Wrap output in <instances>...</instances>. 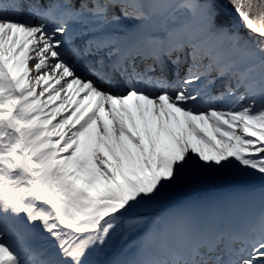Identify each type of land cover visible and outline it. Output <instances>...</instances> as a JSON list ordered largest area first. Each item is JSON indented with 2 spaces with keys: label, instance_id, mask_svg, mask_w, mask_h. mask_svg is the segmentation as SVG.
<instances>
[{
  "label": "snow or ice",
  "instance_id": "6c2138e0",
  "mask_svg": "<svg viewBox=\"0 0 264 264\" xmlns=\"http://www.w3.org/2000/svg\"><path fill=\"white\" fill-rule=\"evenodd\" d=\"M0 264H264V0H0Z\"/></svg>",
  "mask_w": 264,
  "mask_h": 264
},
{
  "label": "rangeland",
  "instance_id": "374dc122",
  "mask_svg": "<svg viewBox=\"0 0 264 264\" xmlns=\"http://www.w3.org/2000/svg\"><path fill=\"white\" fill-rule=\"evenodd\" d=\"M258 185V187H246V189H239V190H233L232 192H229V193H220V189H219V186L218 184H212V183H207V184H203V185H199V186H191V187H184V188H181L180 190H178L173 197H171L170 199H168L167 201H165L163 204L159 205V206H156V207H153L155 210H159L160 212L164 211V210H167V208H169L170 206H175V207H186L188 206L187 203H185L183 200H182V192L184 191H196V190H201L205 193H213L212 196H221V198H229V197H232V196H237V195H244L250 191L253 190V188L255 190H259L260 189V185L261 183H258L256 184ZM123 249V251H127L126 248H124L121 240L118 238L116 240L113 241V245H112V248L109 249V251H112V252H118L120 253L121 250ZM103 258V257H102Z\"/></svg>",
  "mask_w": 264,
  "mask_h": 264
},
{
  "label": "trees",
  "instance_id": "16d2710c",
  "mask_svg": "<svg viewBox=\"0 0 264 264\" xmlns=\"http://www.w3.org/2000/svg\"><path fill=\"white\" fill-rule=\"evenodd\" d=\"M258 183H261L258 178L250 182V184H253V185L258 184ZM223 186H224V188L229 189V188H233V187H236V186H239V185L223 184Z\"/></svg>",
  "mask_w": 264,
  "mask_h": 264
},
{
  "label": "bare ground",
  "instance_id": "6f19581e",
  "mask_svg": "<svg viewBox=\"0 0 264 264\" xmlns=\"http://www.w3.org/2000/svg\"><path fill=\"white\" fill-rule=\"evenodd\" d=\"M173 211H174V209L169 210L168 214H169V213H172Z\"/></svg>",
  "mask_w": 264,
  "mask_h": 264
}]
</instances>
